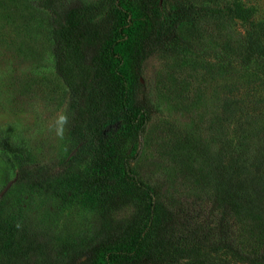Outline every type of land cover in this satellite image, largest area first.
<instances>
[{"label":"trees","instance_id":"16d2710c","mask_svg":"<svg viewBox=\"0 0 264 264\" xmlns=\"http://www.w3.org/2000/svg\"><path fill=\"white\" fill-rule=\"evenodd\" d=\"M39 4L50 13L54 69L69 94L70 135L76 147L70 164L84 168L58 181L45 169L32 170L24 149L0 139V151L17 164L21 182L64 201L84 194L86 205L101 213L97 242L81 250L64 245L65 264H264L263 145L248 149L237 139L226 147L228 159L215 167L210 196L159 194L133 169L154 112L151 101L138 93L145 60L154 50L190 48L188 41L168 42L178 39L182 26L198 31V23L210 16L209 4ZM105 6L108 13L100 19L99 9ZM225 8L227 20L239 16L232 6ZM217 55L220 62H231ZM263 58L264 34L249 31L235 67L254 71ZM128 207L132 210L121 218ZM30 251L17 228L0 220V261L8 260L2 264H13Z\"/></svg>","mask_w":264,"mask_h":264},{"label":"rangeland","instance_id":"374dc122","mask_svg":"<svg viewBox=\"0 0 264 264\" xmlns=\"http://www.w3.org/2000/svg\"><path fill=\"white\" fill-rule=\"evenodd\" d=\"M78 1L96 7L102 0H69ZM192 1L208 3L210 16L198 31L182 26L168 42L192 46L154 50L142 68L139 97L148 98L154 112L133 164L157 193L180 198L212 194L215 167L227 161L225 148L237 139L248 149L264 146V58L250 72L234 65L246 34H264V0ZM39 2L0 0V139L24 149L32 170L45 169L60 181L84 165L70 164L76 147L69 94L54 69L50 13ZM227 5L239 16L227 20ZM107 13V6L99 9V18ZM218 52L231 62H220ZM10 182L0 220L13 224L31 249L13 264H65L64 245L81 250L97 242L101 213L86 205L84 194L64 201L21 182L17 164L0 151V192Z\"/></svg>","mask_w":264,"mask_h":264},{"label":"water","instance_id":"95a60500","mask_svg":"<svg viewBox=\"0 0 264 264\" xmlns=\"http://www.w3.org/2000/svg\"><path fill=\"white\" fill-rule=\"evenodd\" d=\"M12 182L8 183L6 185V187L0 192V199L2 198V196L6 193V191L10 188Z\"/></svg>","mask_w":264,"mask_h":264}]
</instances>
